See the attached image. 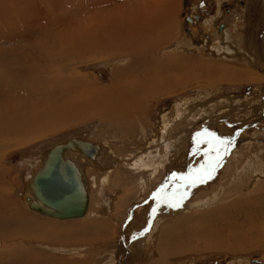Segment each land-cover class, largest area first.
I'll return each mask as SVG.
<instances>
[{
  "label": "rangeland",
  "instance_id": "374dc122",
  "mask_svg": "<svg viewBox=\"0 0 264 264\" xmlns=\"http://www.w3.org/2000/svg\"><path fill=\"white\" fill-rule=\"evenodd\" d=\"M142 1L0 0V31L12 32L13 37L20 39L19 42L15 40L16 46H12L10 42H0V104L7 115H19L23 118L29 114L33 115L29 119L37 121L39 126L33 122L34 129L32 130H35L37 126H43L42 129L37 127L35 132L31 128L28 129L32 133L24 129L23 133H28L24 134L27 135L25 137L17 135L18 132H15L14 136L0 135V264H148L158 256L157 249L160 238L167 240V245H164L166 247L183 246L181 251L171 253L172 255L169 257L171 264H233L234 261H238L235 257H240L239 261L242 264H264V174L258 176L262 180L253 185L252 181L247 178L251 175L250 173L246 172L242 174L243 176L235 174L234 164H231L229 168L224 163L225 158L240 148L243 142L250 138L255 140L257 134L264 136V79L238 81L239 78H237V81L232 82L233 77L231 76L237 77V73L233 72L230 73V77L227 76L232 80H229V83L226 76H221L220 74L223 73L218 71L215 73L216 79L213 81L208 77L213 76L214 73L209 74L210 71L206 72L207 69H205V65L227 68L237 64L238 60L230 59L232 55L234 56L232 59L239 58L249 52L246 48H254V41L260 36L256 32L253 37L251 32L258 29L259 25H256L260 23V18L264 20V16H262L264 10H260L263 9L264 4L262 8L257 9V6H253L256 0L252 2L250 0H226L231 5L230 8L227 10L221 4L222 9L219 12L218 0H187L186 3L184 0H172L173 6L169 13L171 15L167 17L168 20L170 19L167 34L171 36L164 37L163 45L156 50L158 58L171 56L165 65L168 72L162 67L164 71L161 80L174 78L176 73L179 75L200 73L202 76L185 79L176 85L171 83L169 91L165 94H147L143 99L148 109L146 119L149 117L146 126L140 124L137 117L120 121L91 115L79 120L75 116H69V112L64 107L69 99L73 100L77 95L88 93L87 89L90 87L101 89L109 87L112 82L118 80L115 70L123 68V65L130 60L120 51L98 50L95 52L77 49L66 51L62 58L51 59L37 48L39 47L36 45L37 41H45V37L42 33L40 34L39 27L46 23L47 26L44 25V29L46 28V31L48 29L49 33L55 30L65 31L67 25L69 26L71 20L74 19L76 24H84L86 32H95L96 30L98 34L97 29H99L101 34V30L113 25V22L110 21L112 17L125 15L119 14L122 12L120 10L124 3L128 4L129 2L128 7L132 11L133 6L143 3ZM199 1L203 3L199 4ZM262 1L264 3V0ZM148 2L150 1L148 0ZM163 2L161 0L162 5L159 13L162 14L160 16L168 14L165 12L167 5ZM113 10H115V14L112 13ZM5 13H8L12 20H18L17 23L4 22L1 15ZM195 13L201 15L198 21L193 19L192 22H189L184 19L186 15ZM249 15H252L253 19H250ZM136 16L139 19H144L138 13ZM210 16L213 17V21L205 23L204 20ZM153 17H155L154 14ZM148 18L150 17L148 16ZM151 18L149 19L150 32L155 36L163 32L167 23L159 26L161 21L157 25L158 19ZM20 19L23 21L30 19L33 22L27 25L28 23H19ZM5 21L7 20L5 19ZM131 21L121 19L115 20L114 23H119L118 26L123 27V24L129 25ZM220 22L225 24L221 31L218 29ZM94 28L96 29L94 30ZM145 28L148 26L146 25ZM37 31L40 35L36 34ZM39 37L42 38L39 39ZM225 38H231L230 45L233 50L238 48L235 55H225L227 50L216 52L215 46L220 47V43L221 46L223 42L226 43ZM35 39L36 41L32 43ZM182 39L191 41L190 43L194 47L188 48L182 45L176 48L178 40ZM19 44L20 46H17ZM119 53L122 55L120 56ZM176 55H183L190 59L188 63H185L184 68H179L181 69L179 72L175 71V58L173 59V57ZM179 60L181 62V58ZM184 61L182 60V62ZM190 63H194L193 66H190L192 65ZM199 63L202 65L198 66ZM7 64H11V66ZM136 64V68L142 67L140 63ZM4 65L10 68L7 69ZM131 65L133 64L131 63ZM247 68L264 77V69L248 64ZM10 73L12 78H19L17 79L19 81L16 82L12 79ZM206 74L208 75L206 76ZM123 78L120 79L127 81ZM131 78L132 75L129 79ZM10 82L15 86H11ZM161 84L165 85L166 83ZM206 91L208 92L206 93ZM212 93L214 95H211ZM199 94L205 95L203 100L205 99L206 104L199 106L201 109L197 111ZM216 94L218 98H215ZM247 95L257 97L259 100L257 104L253 100L248 101L245 98ZM210 97L211 99H209ZM219 97H221V102H219ZM177 102L184 103L181 108L184 114L182 113L183 115L180 116L183 119L181 123L183 121L184 123L183 125L178 124L179 129L176 127L177 130L174 127L165 130L170 133L173 128L175 134L174 136L171 133L173 145L168 148L170 155L167 163L164 161L155 175L150 168L146 167V169L144 166L139 167L128 163L130 158L134 156L140 158L141 153L146 154L145 149L148 148L153 137L157 136L159 140L162 138L161 122L167 114L170 116L169 118L175 117L172 113L174 108L171 109L170 105L175 106ZM217 103L223 107L220 109L219 105L216 106ZM51 108H54V111H51ZM42 109L45 113L39 122V118H35L34 115ZM59 112L61 113L59 114ZM165 112L166 114H164ZM46 115L52 120H49ZM57 118H60L59 124ZM43 120L47 122L44 123ZM20 122L21 128L28 126L26 121L21 120ZM43 124L47 125L44 127ZM48 124L51 129L47 127ZM182 129L183 131L179 132ZM71 135H80L102 143L106 154H109V157L113 155L114 159L118 160L117 165L112 166L114 169L111 171L106 168L99 170L91 166H84V174L90 186V205L87 214L83 217L55 219L27 210L20 201V195L21 188L28 180L31 170L33 171L34 167L40 163L41 157L44 156L48 147ZM176 139H178L179 145L180 142L185 143L183 151H181V146H177ZM238 145L239 147H237ZM156 151L164 154L162 146ZM250 151L252 153L259 152L251 147L244 152L245 155L252 154ZM249 154L246 155V160L251 157ZM261 156L264 157V150H261L259 157ZM254 158L255 156L251 157V162L254 161ZM230 170L232 172H229ZM255 176L257 177V173ZM106 177H110L109 181L103 185V180H107ZM244 177L245 180H243ZM102 187H105L104 190L107 192L112 189L118 191L115 193L117 195L114 198L113 207L111 211L108 209L107 215L101 214V210H98L101 199L100 188ZM180 195L185 199L183 203L190 204L189 210L186 205L183 207L180 202L179 205L175 204L173 199ZM233 197L234 199H232ZM203 198L211 199V201L206 203ZM167 200L169 201L167 202ZM161 202L164 204L167 202L166 205L170 207V210H167L168 213L162 214L163 218L161 217L157 224L147 226L146 231L151 233V246L154 250L153 254L148 256L142 250L143 245L134 244L138 241L133 232L145 213L150 214L149 210L154 208V203L161 205L163 204ZM145 206H148V211L145 210L147 208ZM179 206L183 209L180 210ZM137 216L141 218L136 219L139 218ZM11 230L15 231V235L9 237ZM160 250L158 249V251ZM166 263H169V260Z\"/></svg>",
  "mask_w": 264,
  "mask_h": 264
},
{
  "label": "bare ground",
  "instance_id": "6f19581e",
  "mask_svg": "<svg viewBox=\"0 0 264 264\" xmlns=\"http://www.w3.org/2000/svg\"><path fill=\"white\" fill-rule=\"evenodd\" d=\"M150 2H148V0H143L141 4L137 5V8H139V13L142 12L143 14H141V16H145L147 19H148V22L149 19L151 18H154L155 20L158 19L157 21V25L159 24V26H161L162 24L164 23H167V27H165V30L162 32V33H165L163 35H156L153 36L151 35V32H150V27L149 29L148 28H143L144 26V21H140L139 19L137 18H132V19H128L127 18H123L122 20L126 19V21H131V23L129 25H127L126 23L123 24V27H119L117 23H114L115 20L111 19L110 21L113 22V25L110 26V28H106V29H103L101 30L102 33L100 34L99 32V29H97L98 31V34L96 32V28H94L95 32H86L85 30V27L84 24H81V23H78L76 24L74 19L71 20V24L68 26L67 25V28L66 30L64 31H58V30H55L53 31L52 33H49L48 29L47 31L44 29V25L47 26V24L45 23L44 25L40 26L39 27V31H40V34L42 33V35L45 37L44 40L45 41H42V42H38L37 41V44L35 42V44L39 47V50H42L44 52V54L46 56H48L49 58H62L64 57V53L68 50H73V49H77V50H81V51H98V50H103V51H110V50H114V51H120L123 55L127 56V58H129V62H127L125 65H123L124 67L123 68H120V69H116L115 70V76L117 77L118 80L112 82V84L109 86V87H104L103 89L99 88V87H90V89H87L88 93H84V94H80V95H77L75 96V98L72 100L71 99H67L69 101H67V103L64 105V107L67 109V111L69 112V116L73 117H77L79 118V120L81 119H84L85 117H89L91 115H95V116H99V117H102V118H108V119H118V120H122V119H128L131 120L135 117H137V120L140 124H143V126H146V123H147V119H149V117L146 119V113H147V107H146V104L144 103V97L147 95V94H160V93H166L169 91L170 89V84L171 83H174L175 85L176 84H179L180 82H183L185 81V79H194V77L196 76V78H199L200 75L202 76V74L200 73H196L197 75H183V74H180L179 73H176L174 78H170L168 80H164L162 81V76H163V71L164 69H166V71L168 70V68H166V63L168 62V58L171 59V56H166V57H163V58H158L156 57V50L158 49V47H160L161 45H163V40L165 39L164 37H167V36H171L169 34H167V30L169 28V21L170 19L168 20V15H171L169 14L172 10V0H168L167 2H163V4L165 3V5H167V10H165L166 13L168 14H165V12H163L165 14V16H160L161 14L159 13L161 11V0H153V3H152V0H149ZM251 2L253 0H250ZM60 2V1H59ZM139 2V1H138ZM184 2L186 3L187 0H184ZM224 0H218L217 1V4L219 5V8H218V11L221 12L220 10L222 9L221 8V4H223ZM250 2V3H251ZM255 2V1H254ZM137 3V2H136ZM148 4L149 6L146 7ZM254 7L257 6V9L259 7H263V1L261 2V0H256V3H253ZM164 6V5H163ZM248 6V5H247ZM246 6V7H247ZM252 6V7H253ZM250 7V8H252ZM164 8V7H162ZM147 9V10H146ZM149 10V11H148ZM164 10V9H163ZM162 10V11H163ZM248 10L249 7H248ZM260 10H264V7L263 9H260ZM6 11V10H5ZM217 11V12H218ZM157 14H156V13ZM153 14L154 16L156 17H153ZM163 14V15H164ZM198 14V13H197ZM257 15V14H256ZM148 16L150 18H148ZM198 18H196L195 16L191 15V18L192 19H195V20H199L200 19V15L198 14ZM264 16V12H263V15ZM250 19L252 18L253 19V16L249 15ZM259 18V16H257ZM151 18V19H152ZM1 19L4 20V22H9V23H17V21L14 19L12 20V18L10 16H8V13H5V14H2L1 15ZM5 19L7 21H5ZM185 19V18H184ZM27 20V21H26ZM26 20H22L20 19L19 20V23H28L27 25L31 24L33 22V20H30V19H26ZM154 20V22H155ZM203 20V19H202ZM26 21V22H25ZM78 21V20H77ZM187 21V20H186ZM205 23L206 22H210V21H213V17H209L207 18L206 20H204ZM260 23L257 24L256 26H258V29L255 30V32H251L253 34V37H254V34L257 32L258 35L260 36L258 39H255L254 41V48L250 47V49H253V50H250L249 48H246L247 51L249 52H246L245 53V56H241L239 58H235V59H232L234 58V56L232 57L231 56V60H238V63L237 64H234L232 66H228L227 68L225 66H221V68H216V67H211L210 65H205V69L206 72H208L209 74H212L211 72L215 73L218 71H220L221 73L223 74H220L221 76L225 75L226 78L227 76L230 77V73H233V72H236L237 73V77L234 78V76H231L233 77V81L230 80V78H227L228 82L229 80L234 82V81H237L236 79L239 78L238 81H245V80H253V79H264V77L261 75V74H257L256 72L254 71H250V69L247 68V64L248 65H251L252 67L253 66H258L259 68L261 69H264V20L262 18H260ZM189 22H192V21H189ZM256 22V21H254ZM124 23V22H123ZM248 23V21H247ZM250 23V22H249ZM257 23V22H256ZM156 24V22H155ZM255 24V23H254ZM154 25V24H153ZM156 25V26H157ZM225 24L223 23V26ZM252 26V25H251ZM255 26V25H254ZM38 28V27H36ZM88 28V27H87ZM257 28V27H256ZM65 29V28H63ZM158 29V28H157ZM155 29V30H157ZM159 30V29H158ZM221 29H219V31H221ZM254 30V29H253ZM245 31V30H244ZM12 33V32H11ZM10 32H5V31H0V42H10L12 43V46L16 44L15 43V40L17 41L18 39H16V37H13L11 35ZM38 34V31L37 33ZM38 34V35H40ZM167 34V35H166ZM37 35V36H38ZM246 35V34H245ZM244 35V36H245ZM250 36V35H249ZM248 36V37H249ZM252 36V35H251ZM20 37V36H19ZM236 37V36H234ZM248 37H247V40H248ZM23 38V37H22ZM28 38V37H27ZM38 38V37H37ZM42 38V37H41ZM39 37V39H41ZM245 38V37H244ZM227 41L226 43L223 42L222 46H221V43L219 44L220 47L218 46H215V49H216V52H219L221 50H227L225 52V55H229V54H236L235 52H237V49L238 48H233L231 47V38H225ZM252 39V38H251ZM20 40V39H19ZM19 40L17 42H19ZM25 40V39H24ZM249 40H250V37H249ZM254 40V39H252ZM36 41L33 40L32 43ZM25 42V41H24ZM27 42V41H26ZM191 41H188L187 39H182V40H178L177 44H176V48L180 47V46H186V47H194V45H192L190 43ZM31 43V42H30ZM32 43H31V47H32ZM246 45V44H245ZM11 46V44H10ZM17 46H20L17 45ZM26 46V44H25ZM18 48V47H17ZM10 49V48H9ZM9 49H8V53H9ZM193 49V48H192ZM12 50V48H11ZM12 52V51H11ZM224 52V51H223ZM121 53L120 56L122 55ZM220 53V52H219ZM222 54V53H221ZM1 55V54H0ZM118 55V54H117ZM220 55V54H219ZM4 56V55H3ZM6 56V55H5ZM181 58V62L179 60V58ZM224 56V54H223ZM227 57V56H226ZM230 57V56H229ZM244 57V59H242ZM175 58V71L179 72V70H181L182 68H184V65L185 63H188L190 61L189 57H184L183 55H176L175 57H173V59ZM182 60L184 62H182ZM171 61V60H170ZM233 62V61H232ZM131 63L133 65H131ZM136 63H140V65H142V67L139 69V68H136L137 67V64ZM172 63V62H171ZM241 63V65H240ZM17 64V63H15ZM136 64V65H135ZM192 65L190 66H193L194 63H190ZM209 64V63H208ZM244 66H243V65ZM8 65V64H7ZM4 65L6 66L5 68L9 69L10 67L8 66H11L10 65ZM139 65V66H140ZM187 65V64H186ZM199 65H202L201 63L198 64ZM1 66V65H0ZM138 66V67H139ZM165 66V67H164ZM189 66V65H187ZM204 66V65H203ZM164 69H163V68ZM173 67V66H172ZM171 67V68H172ZM181 68V69H179ZM195 68V67H194ZM14 70V69H13ZM34 71V70H33ZM165 71V72H166ZM169 71H172V69ZM200 71V70H199ZM4 72V71H3ZM168 72V71H167ZM187 72V71H186ZM203 73V72H202ZM11 74V73H10ZM124 74V75H123ZM162 74V75H161ZM174 74V73H173ZM6 75V74H5ZM130 75H132V78L129 79ZM167 75V74H166ZM170 75V74H169ZM208 74H206L207 76ZM210 76L208 77L210 80L212 79L214 81V79H216V75L215 76ZM137 76V77H135ZM219 76V77H221ZM241 76H244L243 78ZM249 76V77H248ZM1 77V76H0ZM14 77V76H13ZM16 77V76H15ZM123 77H126V78H123ZM141 77V78H139ZM11 78H12V74H11ZM120 78H123L127 81H122V79ZM7 79V78H6ZM5 79V80H6ZM14 79V78H12ZM11 79V80H12ZM19 79V78H17ZM17 79H14L17 81ZM150 81H148V80ZM23 80V79H22ZM21 80V81H22ZM8 81V80H7ZM20 81V82H21ZM158 81H159V85H158ZM216 81V80H215ZM220 81V80H219ZM9 82V81H8ZM13 82V81H12ZM15 82V81H14ZM23 82V81H22ZM156 82V83H154ZM11 83V82H10ZM19 83V82H18ZM160 83H166L165 85H160ZM230 83V82H229ZM7 84V83H6ZM15 84V83H14ZM18 85V84H17ZM7 86V85H5ZM11 86H15V85H12L11 83ZM10 86V87H11ZM27 86V85H26ZM31 86V85H30ZM3 88V87H2ZM8 88V87H7ZM13 88V87H12ZM214 89V88H213ZM216 89V88H215ZM5 90V88H4ZM9 91V90H8ZM210 91V90H208ZM206 91V93L208 92ZM212 92V91H210ZM217 92V90H216ZM219 92V91H218ZM214 93V92H213ZM211 94V95H214V94ZM200 95V94H199ZM206 96H209L206 94ZM219 96V95H218ZM222 96V95H220ZM205 97V95H200L199 98H197L199 100V103L198 105H196V107L198 106V109L197 111H199V106H204L206 104V101L205 99L203 100V98ZM217 97V94L215 96V98ZM218 98V97H217ZM221 97H219V100H220ZM248 101L250 100H253L254 102H257L259 101L257 99V97H251V96H246L245 97ZM191 100V98H189ZM188 99V100H189ZM195 99V98H194ZM207 99V98H206ZM211 99V97L209 98ZM208 99V100H209ZM213 99V98H212ZM227 99V97H226ZM256 99V101H255ZM72 100V101H71ZM218 100V101H219ZM231 100V99H230ZM239 101V99H237ZM146 101V100H145ZM179 101V100H177ZM186 101V100H185ZM184 101V102H185ZM196 101V100H195ZM194 101V102H195ZM217 101V100H216ZM225 101V100H224ZM242 101V100H241ZM191 102V101H189ZM193 102V101H192ZM211 103V101H209ZM221 102V100L219 101ZM237 102V101H236ZM1 103V102H0ZM174 103V102H173ZM182 103V102H181ZM227 103V102H226ZM249 103V102H248ZM190 104H193V103H190ZM229 104V103H228ZM232 104V103H231ZM2 104H0V135L2 136H8V135H12L14 136V133L15 132H18L17 135H24L25 133L24 132V129H26V131L30 128L31 130L34 129V123L38 125V123H36L37 121L35 120H32L29 119L31 117H33V115L29 114V115H26L24 116H19V115H16V116H12V115H7V112L5 113L4 112V109L3 107L1 106ZM184 105V103L180 104V102L178 103H175V106H171V109L174 108V113L173 116H175L174 118H169L170 116L167 114L164 116L163 118V121L161 122V126H160V129L161 131L163 130V133L162 134V138H160V140L158 139V137L156 136V138L153 137V139L151 140L150 142V145L148 146L146 150V154H143L141 153L140 155V158H138L137 156H134L132 158H130V161L128 163L130 164H133V165H138L139 167H147L148 169H152V171H154V175H155V172L159 170L160 168V165L166 161L165 163H167V159L170 155V153L168 154V148L171 147L173 144H172V134L175 136L174 134V131H173V128L171 129V132L168 133V131H165L167 128L169 127H174L176 129V127L178 128V124H180L182 122V116L184 113L182 106ZM186 105V104H185ZM188 105V104H187ZM195 105V104H194ZM211 105V104H210ZM219 104L217 103L216 106H218ZM56 106V105H55ZM192 106V105H191ZM220 106V109L223 107L222 105H219ZM235 106V105H234ZM233 106V107H234ZM240 106V105H239ZM257 106H260V105H257ZM256 106V107H257ZM9 108V106H7ZM51 107V106H50ZM63 107V108H64ZM169 107V109H170ZM173 107V108H172ZM261 107V106H260ZM185 108V107H184ZM238 108V107H236ZM246 108V107H244ZM258 108V107H257ZM263 108V107H262ZM10 109V108H9ZM52 110L51 111H54L53 109L54 108H51ZM204 109V108H203ZM225 109V108H224ZM50 110V109H49ZM49 110H46V111H49ZM56 110L58 111L57 107H56ZM55 110V111H56ZM238 110V109H237ZM241 110V109H240ZM34 111V110H33ZM66 111V110H65ZM74 111H75V114H74ZM213 111V110H211ZM10 112V111H9ZM50 112V111H49ZM149 112V111H148ZM151 112V111H150ZM168 112V111H167ZM203 112V111H202ZM214 112V111H213ZM45 113V111L42 109V111L36 113L34 115L35 118H39V122L40 121V118L43 116V114ZM51 113V112H50ZM61 112H59L60 114ZM63 113V111H62ZM183 113V114H182ZM208 113V112H207ZM219 113V112H218ZM223 113V111H222ZM238 113V111H237ZM242 113V112H241ZM247 113V111H246ZM9 114V113H8ZM18 114V113H17ZM34 114V113H33ZM166 114V112L164 113ZM176 114V115H175ZM220 114V113H219ZM228 114V113H226ZM243 114V113H242ZM54 115V114H53ZM58 115V114H57ZM172 115V114H171ZM209 115V114H208ZM239 115V113H238ZM49 116V115H48ZM68 116V117H69ZM149 116V115H147ZM47 117V115H46ZM195 117V116H194ZM193 117V118H194ZM197 117V116H196ZM20 118L22 121H26L28 126H26L25 128H21L20 124L21 123L19 121ZM45 118V117H43ZM48 118V117H47ZM62 118V117H61ZM76 118V119H77ZM100 118V119H102ZM181 118V119H180ZM184 118V117H183ZM49 120H52L51 118H48ZM56 119V118H55ZM60 119V118H59ZM57 118V122L59 120ZM136 119V118H135ZM180 119V120H179ZM38 120V119H37ZM54 120V119H53ZM107 120V119H106ZM109 121V120H108ZM43 122H47L46 120ZM50 122V121H49ZM107 122V121H106ZM125 122V121H123ZM122 122V123H123ZM13 123H16V124H19L18 126L13 124ZM23 123V122H22ZM127 123V122H126ZM134 123V122H133ZM136 123V122H135ZM171 123V124H170ZM184 123V121H183ZM183 123H181L183 125ZM207 123V122H206ZM50 124V123H49ZM49 124L47 127H49ZM59 124V122H58ZM111 124V123H110ZM118 124V123H116ZM114 124V125H116ZM170 124V125H169ZM180 124V125H181ZM17 127H15V126ZM44 127L45 125L47 124H43ZM54 125V123H53ZM113 125V124H112ZM119 125V124H118ZM133 125V124H132ZM39 126V125H38ZM37 126V127H38ZM55 126V125H54ZM121 126V125H119ZM37 127L35 130H32V131H37ZM43 126H40L38 128H41ZM132 127V126H131ZM137 127V126H135ZM150 127V126H149ZM182 127V126H181ZM180 127V129H181ZM188 127V126H187ZM50 128V127H49ZM134 128V127H133ZM42 129V128H41ZM40 129V130H41ZM47 129V128H46ZM51 129V128H50ZM139 129V128H138ZM179 129V128H178ZM28 130V131H29ZM140 130V129H139ZM168 130V129H167ZM177 130V129H176ZM32 131L30 133H32ZM39 131V130H38ZM135 131H138V130H135ZM170 131V130H169ZM183 131L180 130L179 132ZM176 132V131H175ZM178 132V133H179ZM13 133V134H12ZM20 133V134H19ZM144 133V132H143ZM160 133V132H159ZM160 133V134H161ZM28 134V133H27ZM177 134V133H176ZM187 134V133H186ZM189 134V133H188ZM237 134V133H235ZM257 134V133H256ZM255 134V135H256ZM30 135V134H29ZM185 135V134H184ZM258 136H256L257 138H250L249 140H246L245 142H243L241 144V147L240 148H237V150L234 152H231V154L228 155L227 158H225V166H228L230 168V165L231 164H234V168H235V174H238V175H242V174H245L246 172L250 173L251 175L250 176H247L248 180L249 181H252V184H256L258 183L259 181H261L262 179L259 178L258 176H262L264 174V157L261 156L259 157V154L261 153V150H264V136L263 135H259L257 134ZM16 136V135H15ZM27 136V135H24V137ZM159 136V135H158ZM181 136V135H180ZM187 136V135H186ZM189 136V135H188ZM19 137V136H18ZM178 137V136H177ZM188 138V137H186ZM230 138V137H229ZM224 139V138H223ZM178 141V139H176ZM234 140V139H233ZM232 141V140H231ZM160 146H162L164 148V154L162 153H159V152H155V150H158L160 148ZM177 146H181V151L184 150V147H185V143H181L180 142V145H179V141L177 143ZM239 147V145L237 146ZM251 147L255 150H259L258 153H252V151H250V153L252 154H249L251 157L255 156L254 158V161L251 162V157L248 158L246 160V155H245V151L248 150V148L251 149ZM99 148V149H98ZM98 150H99V153H98V160L99 161H103V165L102 166H97V165H94L93 163H91L90 161H88L86 158L82 157L81 155L78 156V161L81 163V167H82V170L84 172V166H91V167H94L95 169H108L111 171V169H114L113 167L115 165H117L116 163L118 162L117 159H114V156L112 155V157H109L110 155L109 154H106L105 152V148L104 146L101 144H99L98 146ZM178 149V147H177ZM144 150V151H145ZM200 150V149H199ZM47 151V150H46ZM143 151V152H144ZM219 152V151H218ZM263 152V151H262ZM199 153V151H198ZM224 153V151H223ZM45 154L46 152L44 153V156L41 157V161L39 164H37L33 171L31 170V173L29 175V178H31V176L33 175L34 173V170L37 166L41 165L44 157H45ZM143 154V155H142ZM207 154V153H206ZM225 154V153H224ZM139 155V154H138ZM142 156V157H141ZM172 156V155H171ZM174 157V155H173ZM243 159H242V158ZM128 158V157H127ZM172 159V158H171ZM196 159V158H195ZM208 159V158H207ZM251 159V160H250ZM122 160V159H121ZM125 160V159H124ZM172 161V160H171ZM178 161V160H177ZM207 161V160H206ZM203 162V161H202ZM164 163V164H165ZM171 163V162H170ZM200 163V162H199ZM169 164V163H168ZM202 164V163H201ZM200 164V166H201ZM124 165V163H123ZM128 165V164H126ZM163 165V164H162ZM170 165V164H169ZM113 166V167H112ZM131 166V165H129ZM134 166V167H135ZM165 167V166H163ZM232 167V166H231ZM133 168V167H132ZM146 168V169H147ZM170 168V167H169ZM225 168V167H224ZM143 169V168H141ZM140 169V170H141ZM171 169V168H170ZM179 169V168H178ZM201 169V168H200ZM233 169V168H232ZM182 170V169H181ZM234 170V169H233ZM151 171V170H149ZM109 172V171H108ZM189 172V171H188ZM198 172V171H197ZM201 172V171H200ZM229 172H232L231 170ZM153 173V172H152ZM257 173V177L255 176ZM185 174V173H184ZM197 174V173H196ZM227 174H228V171H227ZM152 175V174H151ZM181 175H183L181 173ZM222 175V174H221ZM107 176V175H106ZM225 176V175H224ZM243 176V175H242ZM229 177V176H228ZM246 177V176H245ZM245 177L243 180H245ZM28 178V180H29ZM110 178V177H109ZM109 178L106 177L107 180H103V185L106 184V182L109 181ZM222 178V177H221ZM226 179V177H225ZM27 180V181H28ZM102 180V179H101ZM200 180V179H199ZM205 180V179H204ZM26 181V182H27ZM197 182V180H196ZM206 182V180H205ZM245 182V181H244ZM93 183V182H92ZM208 183V182H206ZM224 183V182H223ZM238 183V182H237ZM246 183V182H245ZM90 184V183H89ZM101 184V185H102ZM193 184V183H192ZM195 184V183H194ZM210 184V183H208ZM229 184V183H228ZM249 184V183H248ZM196 185H198L196 183ZM211 185V184H210ZM217 185V184H216ZM204 186V185H202ZM206 186V185H205ZM249 186V185H248ZM90 187V186H89ZM207 187V186H206ZM232 187V186H231ZM169 188V187H168ZM196 188V187H195ZM236 188V187H235ZM26 190V183L24 184V186L21 188V190ZM104 189H106L105 187H102L100 188V192L101 194H99L101 196V199L99 200V211L101 214H104V215H107L108 214V211L110 210L111 211V208L113 207V202H114V198L116 197L118 191L116 190H110L109 192L105 191ZM172 189V188H171ZM201 189V187H200ZM237 189V188H236ZM206 190V189H205ZM180 192V190H177V192ZM186 192V190H184ZM207 191V190H206ZM236 191V190H234ZM207 192H210V191H207ZM213 192V191H212ZM88 193H89V203H88V207H87V211H88V208H89V205H90V189L88 190ZM187 193V192H186ZM203 193V192H202ZM205 193V192H204ZM223 193V192H222ZM221 193V194H222ZM103 194V195H102ZM163 194V193H162ZM165 194V193H164ZM174 194V193H173ZM184 194L183 192V188H182V195ZM200 194V193H199ZM198 194V195H199ZM210 194V193H209ZM233 194V192L231 193V195ZM166 195V194H165ZM180 195L179 197H177L176 199H173L175 200V204L176 205H179V202L183 204V207L186 205L188 210H189V205L188 202L187 204L183 203V201L185 200L183 198V196ZM188 195V194H187ZM186 195V196H187ZM21 196V195H20ZM185 196V197H186ZM206 196V195H205ZM163 197V196H162ZM190 197V196H189ZM215 197V196H213ZM212 197V198H213ZM223 197H226L225 195H223ZM235 197V196H234ZM234 197L232 199H234ZM208 198V197H207ZM211 198V197H210ZM169 199V198H168ZM191 199V198H190ZM194 199V197H193ZM204 199V198H203ZM225 199V198H224ZM227 199V198H226ZM202 200V199H201ZM206 203H208L207 201H211L210 200H206L204 199ZM20 201L22 202L23 206L31 211V212H34L36 214H39V215H42V216H46V217H50V218H55V219H61V218H56V217H53V216H50V215H46V214H42V213H39L33 209H30L29 207H27V205L24 203V200H23V197L21 196V199ZM169 200H167L168 202ZM189 201V200H188ZM193 201V200H192ZM190 201V202H192ZM222 201V199H221ZM220 201V202H221ZM165 202V201H164ZM167 202L164 204H161V205H156V203H154V208L149 210L151 211L150 214H146L144 215V217L142 218V220L140 221V223L137 224L136 226V230H135L133 233H135V238L137 239L138 242L134 243V244H137V243H140V246H142V250H144L146 252V254H148V256L150 254H153L152 251L153 250V246H151V241H152V238H150L151 236V233H149V231L147 232L146 230L148 229L147 226H149L150 224H157L158 220H160V218L162 217V214H164L165 212L168 213L167 210H170V207H168L166 204ZM172 202V201H171ZM174 202V201H173ZM223 202V201H222ZM229 202H232V201H229ZM235 202V201H234ZM201 203V202H200ZM199 203V204H200ZM210 203V202H209ZM171 204V203H170ZM196 204V203H195ZM193 204V205H195ZM218 205V204H217ZM152 206V205H151ZM150 206V207H151ZM172 206V205H171ZM185 206V207H186ZM147 207L145 210L148 209V206H145ZM157 207V208H156ZM180 207V206H179ZM183 207H180V210L183 209ZM169 208V209H168ZM172 208V207H171ZM175 208V207H174ZM203 208V207H202ZM109 209V210H108ZM142 209V208H141ZM144 209V208H143ZM144 210V211H145ZM176 210V209H175ZM187 210V209H186ZM220 210V209H219ZM87 211L84 215L87 214ZM139 211V209H138ZM143 211V210H142ZM148 211V210H147ZM173 211V210H172ZM137 212V211H135ZM179 211H177L178 213ZM176 213V212H175ZM180 213V212H179ZM6 214V213H5ZM137 214V213H136ZM9 215V214H8ZM11 215V214H10ZM83 215V216H84ZM166 215V214H165ZM163 215V216H165ZM81 216V217H83ZM139 217V216H137ZM141 217L139 218H136V219H140ZM163 218V217H162ZM182 218V217H181ZM19 219V218H18ZM21 219V218H20ZM65 219H73V218H65ZM76 219V218H75ZM177 220H179L178 218H176ZM176 220V221H177ZM186 220V219H185ZM189 220V219H188ZM135 223H136V220H135ZM135 225V224H134ZM133 225V226H134ZM150 227V226H149ZM133 228V227H131ZM135 228V227H134ZM131 231V230H130ZM153 231V230H152ZM131 232V233H132ZM9 233V232H8ZM7 233V234H8ZM132 233V234H133ZM145 234V235H143ZM154 234V233H153ZM12 235H15V231H12L10 232V234L8 235L9 237ZM142 235H143V238H142ZM172 236V235H171ZM175 236V235H174ZM177 236V235H176ZM8 237V238H9ZM167 237V236H166ZM163 238V237H162ZM141 239V240H140ZM166 241L165 238L159 240V246H158V249L160 251H158L157 248V257H155L150 263L148 264H171L170 262V256L172 255L171 253H177L178 251H181L183 249V246H179L177 245L178 247L176 246H164L166 244ZM169 242H170V239H169ZM176 242V241H175ZM174 242V243H175ZM172 244H173V240H172ZM180 244V243H178ZM139 245V244H138ZM167 245V244H166ZM156 247V246H155ZM140 249V248H139ZM170 254V255H169ZM239 256V255H238ZM242 256V255H241ZM158 257H160V259H157ZM173 257V256H172ZM169 258V259H168ZM243 259L246 258V257H242ZM235 259L238 261H234L233 264H242L241 261H239L240 257L237 258L235 257ZM234 259V260H235ZM247 259V258H246ZM169 260V263H166V261ZM190 261V260H189ZM246 261V260H245ZM246 263V262H245ZM192 264V263H191Z\"/></svg>",
  "mask_w": 264,
  "mask_h": 264
},
{
  "label": "water",
  "instance_id": "95a60500",
  "mask_svg": "<svg viewBox=\"0 0 264 264\" xmlns=\"http://www.w3.org/2000/svg\"><path fill=\"white\" fill-rule=\"evenodd\" d=\"M193 16L199 17L197 13ZM185 20L192 21L191 15H186ZM222 26L220 22L218 29ZM99 144L71 135L48 147L41 165L26 182V190L22 189L21 196L27 207L61 219L83 216L89 203V185L78 156L102 166L103 161L97 158Z\"/></svg>",
  "mask_w": 264,
  "mask_h": 264
},
{
  "label": "crops",
  "instance_id": "0c3cea01",
  "mask_svg": "<svg viewBox=\"0 0 264 264\" xmlns=\"http://www.w3.org/2000/svg\"><path fill=\"white\" fill-rule=\"evenodd\" d=\"M82 1V0H81ZM225 2H226V0H224ZM82 3V2H81ZM224 3V2H223ZM83 4V3H82ZM128 4H129V2H128ZM128 4L127 3H124V6L122 7V10H120V11H122L121 13H119V14H125V15H119L118 17H116V16H114V17H112L111 19H113V20H121V19H123V18H127V19H130V18H137V19H139L137 16H136V14L138 13V15L140 16V17H142V18H144V19H139L140 21H144L143 23H144V26H143V28L145 29V26L147 25L148 26V28L150 27L149 25V23L150 22H148V19L145 17V16H141V14H143L142 12H140L139 13V8H137V6H133V8H132V11H131V8L130 7H128ZM147 6L146 7H148L149 5L148 4H146ZM128 9V10H127ZM134 10V11H133ZM147 10V9H146ZM149 11V10H148ZM112 13H116L115 12V10H113L112 11ZM129 13V14H128ZM127 14V15H126ZM131 14H132V16H131ZM148 23V24H147ZM165 30V29H164ZM163 30V31H164ZM165 33H162V32H160V33H158L157 35H164Z\"/></svg>",
  "mask_w": 264,
  "mask_h": 264
},
{
  "label": "flooded vegetation",
  "instance_id": "af4514ba",
  "mask_svg": "<svg viewBox=\"0 0 264 264\" xmlns=\"http://www.w3.org/2000/svg\"><path fill=\"white\" fill-rule=\"evenodd\" d=\"M201 3H203V2L199 1V4H201ZM222 6H223L225 9L228 10V9L230 8L231 5L228 4L227 2H224ZM203 14H204V13H203ZM200 16H201V15H200ZM200 18H201V17H200ZM192 20H193V19H192Z\"/></svg>",
  "mask_w": 264,
  "mask_h": 264
}]
</instances>
